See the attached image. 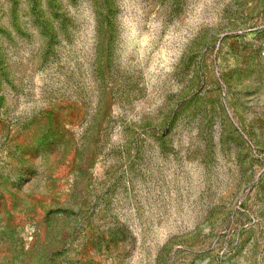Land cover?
Returning a JSON list of instances; mask_svg holds the SVG:
<instances>
[{
  "label": "rangeland",
  "instance_id": "obj_1",
  "mask_svg": "<svg viewBox=\"0 0 264 264\" xmlns=\"http://www.w3.org/2000/svg\"><path fill=\"white\" fill-rule=\"evenodd\" d=\"M0 264H264V0H0Z\"/></svg>",
  "mask_w": 264,
  "mask_h": 264
}]
</instances>
